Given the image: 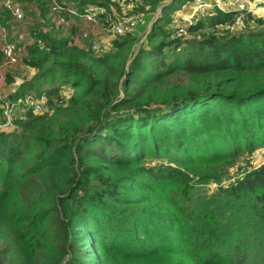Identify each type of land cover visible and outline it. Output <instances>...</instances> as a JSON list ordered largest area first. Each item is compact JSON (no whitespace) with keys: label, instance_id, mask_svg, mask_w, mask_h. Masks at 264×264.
Wrapping results in <instances>:
<instances>
[{"label":"trees","instance_id":"16d2710c","mask_svg":"<svg viewBox=\"0 0 264 264\" xmlns=\"http://www.w3.org/2000/svg\"><path fill=\"white\" fill-rule=\"evenodd\" d=\"M193 1L141 0L162 16L100 55L36 27L23 62L37 72L6 99L71 97L0 138V264H264V164L201 189L264 147V21L200 32L230 24L217 10L176 36Z\"/></svg>","mask_w":264,"mask_h":264},{"label":"built area","instance_id":"2783aa9c","mask_svg":"<svg viewBox=\"0 0 264 264\" xmlns=\"http://www.w3.org/2000/svg\"><path fill=\"white\" fill-rule=\"evenodd\" d=\"M53 4H55L52 8L54 11L58 9V15L56 14L52 21L50 22L51 25L44 29L45 33H51L55 35H59V37H63L64 33L68 27V18L65 17V14L68 12L71 16H78L82 20L95 24L98 20V17L102 13H107L106 9L101 6L96 5H88L83 8L82 11H79L75 6L68 4L66 8H59L56 6V0H49ZM114 2L117 0H113ZM121 1V0H119ZM240 2L235 3L233 7L229 10H225L221 8L218 4L217 7L219 10L227 13H231L232 18L231 22L225 23L223 25H227L228 28L232 32H244L251 25L254 23L255 19H263L264 20V11L261 13L260 6H262L264 10V0H239ZM194 11L195 14L198 13L199 16L191 14L189 16L183 17L182 21L179 22L174 28V34L176 36H185L187 33L190 32L191 28H196L199 26V21L205 18L203 13V6L206 5L204 0H194ZM190 3V2H189ZM58 7V8H57ZM257 10L258 16L254 14ZM62 12V13H61ZM158 13L161 12L159 9ZM4 13H9L12 18L15 20H22L24 17V9L20 2L17 0H0V22L2 20V15ZM141 20L140 14H122V15H110L108 19V25L106 26V34L107 38L102 35L92 36L88 31H84L80 35V39L84 46L82 48H87L90 50L91 53L95 55H100L104 52H109L113 49L114 42L117 39L122 37L128 36L132 34L139 22ZM251 22V23H249ZM222 25V24H221ZM248 26V27H249ZM215 27V26H214ZM0 34H1V43H0V51L3 54V57L8 62H16L18 59V46L16 43L8 40V30L5 26L0 24ZM71 43V42H69ZM72 44L77 45L72 42ZM42 46V44H40ZM68 96L65 95L63 98L60 99V103L67 102ZM23 98L19 99L17 102H4L1 105V113H0V138L4 132L13 130L15 128V107L16 105H23L24 109L32 110L36 114H43L47 112L50 108L51 101L47 95H41L35 97L32 94L27 95L25 98L26 102L23 103ZM257 155L256 152H253L250 156V166L249 169L258 168L260 165L264 164V161L257 162ZM236 174L232 173L231 178L228 180H232L235 178ZM227 180L221 182H212L211 186L214 189H217L218 186H226L228 183Z\"/></svg>","mask_w":264,"mask_h":264},{"label":"rangeland","instance_id":"374dc122","mask_svg":"<svg viewBox=\"0 0 264 264\" xmlns=\"http://www.w3.org/2000/svg\"><path fill=\"white\" fill-rule=\"evenodd\" d=\"M56 6H58L59 8H66L68 4H71L69 0H56ZM122 1V0H121ZM171 0H166V3L170 2ZM237 2H240L239 0H204V2L206 3L205 6H203V13L205 15V18L204 19H201L199 21V25L202 24V23H206L208 24L209 23V19L211 17H213L216 13H217V10H219L217 7V4L225 9V10H229L231 9V7H233L235 5V3ZM166 3H163L162 5H160L155 12L153 13H150V12H147L148 10H146L145 12L143 13H138L136 12L135 10L140 6L142 5L141 4V0H123L121 2V8L125 7L126 9L124 10V12H121V8L118 6V9H116L115 7L112 8V11H113V14H116V15H122V14H140L141 15V20L136 28V30L132 33V34H135L137 36H141V37H144L146 36V33L147 31H149L151 25L153 22L157 21L161 16H162V13H163V7ZM23 6H24V9H25V12L28 16V18L30 19V21H35L37 22V20L34 18V8L33 6L34 5H27L26 3H23ZM47 6L48 8H51L50 11H47L45 13V16H41V21L40 22H37V24L39 23V27H43V33L44 32V29H47L49 26H50V22L52 21V18L57 14L58 15V9L57 10H53L52 8H56L54 7L55 4H53L51 1L47 0ZM57 7V8H58ZM161 10L160 13H158L157 11L158 10ZM260 9H261V13L264 11L262 6H260ZM223 12V11H222ZM227 13V12H226ZM112 14V15H113ZM191 14H194V16L196 17L199 16L198 13L195 14V11H194V2H190V3H186V4H183L182 6L179 7V9H177L174 13H172L173 15V21L171 23V28H174L179 22L182 21L183 17H186V16H189ZM258 16V13H257V10L256 12L254 13ZM69 13L67 12L65 14V17L68 18L69 16ZM151 18V20L149 21V19ZM261 19V18H260ZM262 21H264L263 19H261ZM251 23V22H249ZM108 25V24H107ZM106 25V26H107ZM249 26V24H248ZM247 28L250 29V30H255L257 25L256 23H251V25ZM33 26L32 24H28V25H25L22 29V32L21 34L23 36H26L25 34H30V39L32 38L33 34H34V31H33ZM247 29V30H248ZM200 32L202 33H207V34H214V35H217L218 37L220 36H223V35H226L227 33H230V34H237V32H232L227 25H221V24H218L216 25L215 27L214 26H206L204 28H202L200 30ZM189 33H187L185 36H188ZM63 38H64V35H63ZM28 38L26 37V40ZM29 39V40H30ZM25 40V42H26ZM29 42V41H28ZM32 43V40L27 44V46L29 44ZM19 47L22 49L23 47V43L21 42L19 44ZM19 48V49H20ZM21 51L19 52V57L17 59L16 62H11L9 63L10 66L8 65H4V68L7 69V71H12L13 73L15 74H24L27 72V68H26V65L24 64L23 62V59L24 58H21ZM18 66V67H17ZM67 90H64L62 95H61V98H63L65 95L68 96V98L66 99L67 101L69 100V98L71 97V94L69 92H66ZM23 103L26 102L25 98L22 99ZM51 101V100H50ZM52 101L54 102V104H60L58 102V100L56 98H52ZM51 101V102H52ZM66 106V105H65ZM54 107L52 105H50V108L47 112L45 113H49V114H52L54 111ZM26 112V111H25ZM15 114L17 115V117H21L23 118L24 117V111L22 110V106H19V105H16L15 107ZM44 114V113H43ZM254 152H256V155H257V162H261V161H264V147L262 148H259V149H256ZM252 154V153H251ZM251 154H246L244 157H240L238 159V161L235 163V165L229 167L227 169V172L226 174L220 179V180H216V182H223L225 180H229L231 178V174L232 173H237V171H239L241 168L243 167H249L250 166V156ZM241 177V176H240ZM212 182H215V180H211L210 182H208L206 185L204 184L202 186V190L206 191V192H209V193H212L214 189L212 186H211V183ZM201 186V185H200ZM2 242H0V246L2 247ZM6 261H9L7 259H5Z\"/></svg>","mask_w":264,"mask_h":264},{"label":"crops","instance_id":"0c3cea01","mask_svg":"<svg viewBox=\"0 0 264 264\" xmlns=\"http://www.w3.org/2000/svg\"><path fill=\"white\" fill-rule=\"evenodd\" d=\"M17 1L20 2L23 6V2H21L19 0H17ZM122 1L117 0V1H115V4H117L120 7L122 5L121 4ZM46 7H47V11H50L51 8H48L47 5H46ZM33 8H34L33 9L34 10V18L37 20V22H40L41 16H42L41 14H43V13H42L40 7L34 5ZM23 9H24V6H23ZM125 9H126L125 7L121 8V12H124ZM112 14H113V11L111 14L102 13L98 17V20L95 24L88 23V22L82 20L81 18H79L78 16L68 15L69 16L68 17V27H67L66 32L64 33V38L66 40L68 39V41L71 43L73 42V43L77 44V46H79V47L85 45V43H83L82 40L80 39V35L84 31H88L92 36L102 35V36H105L107 38L106 25L108 24V19H109L110 15H112ZM113 15H115V14H113ZM37 22L32 21V20L30 21V19L28 18L27 14L25 12V9H24V17L22 20H15L14 18H12V16L9 13H4L2 15V20H1L0 24L7 28L8 40L16 43L18 46V49L20 48L19 44L21 42L23 43L22 49L20 48L18 50V57H19V52L21 51V53H22L21 58H25L27 56V44L31 40H32V43L34 41L33 36L30 39L29 33L25 34L26 36H23L21 34L23 27L25 25L32 24V26H33L32 29H33V31H35L38 29L37 26L40 25L39 23L37 24ZM36 27H37V29H36ZM43 27H44V25H43ZM43 27H41L39 29L40 32L43 31ZM26 37L28 38L27 40H26ZM25 40H26V42H25ZM0 43H1V34H0ZM0 53H1V51H0ZM9 63L10 62H8L3 57V54H2V61L0 63V113H1V105L4 103V100L6 98H8V96L12 93V91L15 90L16 87L20 86L25 78H31L37 72L36 69L30 68L26 65V68H27L26 73L15 74L12 71H7V69L4 68V65L10 66ZM7 77H9L11 80L8 81ZM27 95H29V94H26L23 98H26ZM6 100L9 102H12L11 100H8V99H6ZM19 106H22V110L25 113L26 110L24 109L23 105H19ZM16 117H17V115H16Z\"/></svg>","mask_w":264,"mask_h":264}]
</instances>
